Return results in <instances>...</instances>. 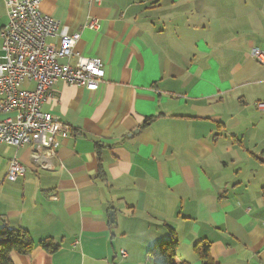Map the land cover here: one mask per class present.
Listing matches in <instances>:
<instances>
[{"label": "crops", "instance_id": "0c3cea01", "mask_svg": "<svg viewBox=\"0 0 264 264\" xmlns=\"http://www.w3.org/2000/svg\"><path fill=\"white\" fill-rule=\"evenodd\" d=\"M40 10L80 32L74 54L100 58L104 77L96 90L58 78L43 102L69 125L52 169L32 146L0 144V229L24 228L35 244L11 262L152 264L147 250L173 236L187 264H202L201 241L213 264H264V64L250 54L264 52V0H42ZM7 19L0 0V28ZM14 155L25 172L10 181Z\"/></svg>", "mask_w": 264, "mask_h": 264}, {"label": "built area", "instance_id": "2783aa9c", "mask_svg": "<svg viewBox=\"0 0 264 264\" xmlns=\"http://www.w3.org/2000/svg\"><path fill=\"white\" fill-rule=\"evenodd\" d=\"M4 2L8 19L0 28V112L5 115L0 120V144L16 149L32 146L33 161L52 169L50 159L59 144L57 137L67 134L69 125L44 112L42 104L54 98L53 86L58 78L69 85L96 90L104 77L103 62L74 54L80 32L42 13V0ZM87 27L97 29L99 20L92 18ZM250 54L264 64V52L258 47H252ZM26 82L30 85H24ZM257 106L264 108V102ZM24 172L18 156H12L5 178L14 181ZM121 254L125 256L124 251Z\"/></svg>", "mask_w": 264, "mask_h": 264}, {"label": "trees", "instance_id": "16d2710c", "mask_svg": "<svg viewBox=\"0 0 264 264\" xmlns=\"http://www.w3.org/2000/svg\"><path fill=\"white\" fill-rule=\"evenodd\" d=\"M103 175V169L99 164V176ZM38 245L49 253L57 249L51 238L38 241ZM178 241L170 236L168 239L156 241L148 250L147 255L151 258L152 264H187L177 254ZM35 244L30 233L24 228L0 229V264H13L9 259V254L15 251L22 255L32 252ZM193 250L202 264H213L209 255V243L201 241L193 246Z\"/></svg>", "mask_w": 264, "mask_h": 264}, {"label": "water", "instance_id": "95a60500", "mask_svg": "<svg viewBox=\"0 0 264 264\" xmlns=\"http://www.w3.org/2000/svg\"><path fill=\"white\" fill-rule=\"evenodd\" d=\"M109 215L111 216L110 217V220L113 221L114 220V218H113V212H110Z\"/></svg>", "mask_w": 264, "mask_h": 264}]
</instances>
